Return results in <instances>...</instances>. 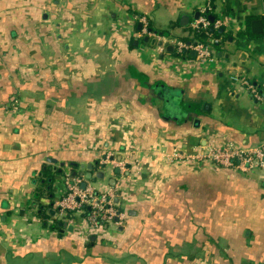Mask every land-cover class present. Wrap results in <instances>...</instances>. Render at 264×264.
Instances as JSON below:
<instances>
[{"label":"crops","instance_id":"obj_1","mask_svg":"<svg viewBox=\"0 0 264 264\" xmlns=\"http://www.w3.org/2000/svg\"><path fill=\"white\" fill-rule=\"evenodd\" d=\"M206 1L0 0V264H264L261 173L170 158L264 139V100L232 79L264 97V0H210L225 37L201 62L175 41ZM68 170L119 184L123 223L52 218Z\"/></svg>","mask_w":264,"mask_h":264},{"label":"built area","instance_id":"obj_2","mask_svg":"<svg viewBox=\"0 0 264 264\" xmlns=\"http://www.w3.org/2000/svg\"><path fill=\"white\" fill-rule=\"evenodd\" d=\"M209 9L210 0H207L206 4L200 8L198 17L192 23L193 28L208 27V25L218 28L222 24L220 19L210 22L206 16ZM137 19L141 25L140 34L157 36L156 32L149 29L145 16H139ZM212 40L217 41V38ZM175 42L178 51L186 48L193 49L197 59L201 62L214 60V53L208 43L198 40L192 43H184L180 40ZM232 79L242 84L257 100H264L262 93L249 79L237 75L232 76ZM170 158L195 161L200 165L231 168L241 173L255 170L264 177V139L255 145H239L232 141L219 144L197 143L187 153H181L174 149ZM107 159L108 155L101 159V162L104 163ZM113 162L116 167L120 168V171L125 168L121 159ZM83 181L85 186L81 187ZM63 184L64 191L55 200L57 218L62 219L68 215L70 218L79 219L80 231L88 234L101 231L109 224L123 223L126 213L119 207L120 203L114 201L116 196L120 198L121 187L119 184H104L103 187L97 189L92 183L86 182L83 176L71 174L69 170L63 175Z\"/></svg>","mask_w":264,"mask_h":264},{"label":"trees","instance_id":"obj_3","mask_svg":"<svg viewBox=\"0 0 264 264\" xmlns=\"http://www.w3.org/2000/svg\"><path fill=\"white\" fill-rule=\"evenodd\" d=\"M210 14H213V13L208 10L206 12L207 18L209 17ZM248 19H250V17H248ZM134 23L136 24L135 21H134ZM148 27L150 29H152L150 20H148ZM193 32H194V36L196 37V39L198 41H202V42L208 43L209 45L210 44H212V45L215 44L212 41L213 38H215L217 36H221V35L223 37H225V34L223 32H221L219 30V28H214L211 25H208V27H201V26L195 27V28H193ZM68 164H69V166L71 168V172L73 170L77 171L78 164L76 162L74 163V162L70 161V162H68ZM217 168H220V167H217ZM54 171L55 172H52V168L49 167L45 163L44 167L41 169L40 174H39L40 181L42 183L49 184L50 180H52V178H53L54 173H56L58 171V168H56ZM60 173H63V171H60ZM78 174H80V173L78 172ZM39 215L40 216H46V213L40 212ZM53 222H54V226H56L57 225V221L54 219Z\"/></svg>","mask_w":264,"mask_h":264},{"label":"water","instance_id":"obj_4","mask_svg":"<svg viewBox=\"0 0 264 264\" xmlns=\"http://www.w3.org/2000/svg\"><path fill=\"white\" fill-rule=\"evenodd\" d=\"M210 18L212 19V17H210ZM251 26H252V30H253L254 32H261V31H262V22H261V20H253V21L251 22ZM145 40H147V37H145ZM158 44H160V41H158ZM88 168L90 169L91 166L88 165ZM86 177H87V178H90V177H91V172H90V171L87 172ZM110 184H114V180H113V179L110 180ZM84 186H85V182L83 181V182L81 183V187H84ZM114 201H115V203H119V201H120L119 196H116L115 199H114ZM47 212H48V214H49L52 218H55V217L57 216V210L54 209V208H48V209H47ZM61 223H62L63 225H66L65 222H61ZM69 228H70V227H69Z\"/></svg>","mask_w":264,"mask_h":264}]
</instances>
